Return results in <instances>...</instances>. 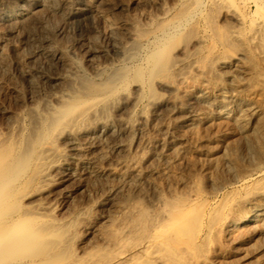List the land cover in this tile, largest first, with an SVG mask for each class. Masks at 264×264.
Returning a JSON list of instances; mask_svg holds the SVG:
<instances>
[{
  "label": "bare ground",
  "instance_id": "6f19581e",
  "mask_svg": "<svg viewBox=\"0 0 264 264\" xmlns=\"http://www.w3.org/2000/svg\"><path fill=\"white\" fill-rule=\"evenodd\" d=\"M0 264H264V0H0Z\"/></svg>",
  "mask_w": 264,
  "mask_h": 264
}]
</instances>
